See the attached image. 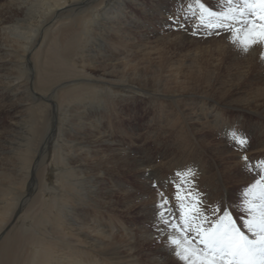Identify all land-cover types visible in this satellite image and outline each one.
<instances>
[{
	"label": "bare ground",
	"instance_id": "1",
	"mask_svg": "<svg viewBox=\"0 0 264 264\" xmlns=\"http://www.w3.org/2000/svg\"><path fill=\"white\" fill-rule=\"evenodd\" d=\"M220 1L225 6V13L239 17L238 10L243 6V0H232L231 4L227 0ZM129 6H136L138 10L144 8L139 0H8L0 4V102L13 98L15 105L11 110L22 108L29 113L27 116L33 115L36 120V117L42 118L41 114L46 110L44 120L41 122L38 118V127L36 120L27 127L22 115L18 114L9 123L12 132L18 134L16 138L22 137L26 143L22 150L5 151L7 157L17 159V166L13 178L8 172H1L9 182L6 184L7 195L0 199V264H146L137 256L157 237L156 205L160 200L156 193L149 195L143 192L149 190L151 159L142 155L143 159L137 155L126 157L130 163L123 168L116 165L113 170L118 171L113 179L111 175L112 184L108 187H102L104 184L101 183L104 169L98 171L101 168L95 166L92 170L96 172L91 175L83 173L87 168L83 163L86 155L95 156L99 166L105 163L109 167L113 162L124 161L121 160L124 157L114 155L115 148L111 146L114 141H110L108 151L103 148L109 142V134L96 128L98 123L94 125L95 118L99 117L97 113L102 108L106 110V104L112 105L116 97H135L142 93L150 94L152 97L148 98L154 101V95L161 92L160 96L176 103L175 108L184 123L203 119L206 120L204 123H209L211 119L207 120V117H216L215 121L220 122H210L209 125L224 126L226 131L230 129L222 122L226 109L243 110L241 101L231 98L230 93L220 96L206 93L205 88L214 86L215 79H209L205 85L201 84L203 79H192L186 83L178 80L179 88L169 94L128 84L125 74L132 64L124 52L130 38V22L134 19V14L128 13ZM230 8L237 9V12L229 13ZM167 11L168 6L161 3L160 12ZM248 14L246 12L245 17ZM252 54L249 70L258 63L262 65L258 50ZM159 62L162 75L164 61L161 59ZM91 69L97 70L98 76L90 75L88 70ZM258 90L260 92L255 91L256 95L250 102L245 101L252 106L250 112L256 116L255 125L251 128L252 134L257 136L253 146L264 148V89L261 86ZM180 91L189 95L194 104L190 113L187 111L188 119L175 99L181 95ZM168 124L176 127L174 130L171 128L172 132L178 131L181 139L184 138L181 122L169 120ZM185 124L182 131L189 132V124ZM236 128L232 127L231 134L240 133L243 127L240 130ZM31 138L36 140L34 148ZM8 144L16 146L15 142ZM217 152L215 154L220 156L226 154V164H231L227 152ZM41 165H44V171L42 178L37 179ZM205 167L197 165L199 175L200 171L208 170ZM127 172L142 186L141 192L136 189L128 191L125 178L120 177ZM116 177L119 180L114 182ZM258 197L263 201L260 195ZM133 200L138 202L129 206ZM134 209L141 212L148 229L141 227L135 231L128 219H122L129 217ZM159 227L163 229L161 235L171 232L163 224ZM157 238L156 241H160V236ZM156 250L167 253L161 243ZM250 254L252 264H264V244L259 243L256 254L253 250Z\"/></svg>",
	"mask_w": 264,
	"mask_h": 264
},
{
	"label": "rangeland",
	"instance_id": "2",
	"mask_svg": "<svg viewBox=\"0 0 264 264\" xmlns=\"http://www.w3.org/2000/svg\"><path fill=\"white\" fill-rule=\"evenodd\" d=\"M6 1L8 0H0V4ZM139 1L143 3L144 8L142 10H138L136 6L128 7V13H133L134 19L130 22V29H128L130 38L126 43V52H124L128 59H131L132 64V67H130L125 74L126 82L135 86H142L149 90H162L163 94H169L171 93L170 91L179 88L178 80L186 83V81L191 82L192 79H203L205 82L201 81V84L205 85L206 81H210L209 79H215L216 81L213 82L214 86L205 88L206 93L216 96H220V94L228 95L230 93L229 95H232L231 98L241 101L240 104H242L243 110L241 109L237 111L235 109H226V112H224L225 118H223L224 120H222V122H224V124L226 123L228 128L230 127L228 131H226L227 129L225 130L226 127L224 126H210V122L211 124L212 122H217L215 121L216 117H213V119L212 117H207V120L211 119V121H208L209 123H204V121H206L204 119L193 123L186 121L185 123L189 124L190 127L189 133L185 130L182 131L184 128L183 126L186 124L175 108L176 103L160 96L161 92H158L160 94L158 95L159 97L154 95L157 99H154V101H151L150 98H148V96L152 97L150 94L144 95L142 93H138L135 97H116L112 105L106 104V110L102 108L101 111L97 113L99 117L97 116L98 118H95L96 121L94 125L97 126L99 124L96 128L106 130V134H109V142L104 144L103 148H106L108 151L110 141H114V144L111 145L112 148H115L113 149L114 153H116L114 155L124 157L121 159L124 161L113 162L109 167L105 163L99 166L98 159L95 156L86 155L83 163L87 168L83 169V173L91 175L93 172H96V170H92L93 167L96 168L95 166L101 168H98V171H103L104 169V176H102L103 180L101 183L104 184L102 187H108V185L112 184V179L118 171L113 170L116 168V165L117 168H123L130 163V160L126 157L134 155L141 157L142 155V157L146 159L148 156V158L151 159V162H149L150 165L153 164V166H151L153 175L150 174L148 177L149 183L147 186L149 185V190H143V192L148 193L149 195L157 194V192L159 195H163L164 193L168 195H172L173 193L174 195V186L170 187L168 185L173 181L176 183L179 182L175 173L177 171H182V166L192 164L197 167V165L203 164V166L208 167V170H206V172L200 171V175L197 176L198 186L201 188V193L208 196L210 200L213 199V202L221 201L225 207H230L233 210L241 221L242 231H244L246 235H249L251 239L249 246L251 245V249L256 254L258 244L261 243L259 242L260 236L264 235V229H262L261 226V218L264 217V200L260 201L258 199L259 187H257V182L261 179L260 174L264 171V165H260L259 161L256 159L264 157V148L255 147V149L253 146L257 142V136L252 134L251 128L255 125L256 116L250 112L252 106L247 104L245 99L250 102L252 97H255L256 92H260V90H258L259 87L262 86L264 89V63H262V65L258 63L254 67L252 66L251 70H249L248 67H250V63L254 56L252 52L256 51H252L250 55L236 53L239 45H237L236 48L231 46L230 41L233 37H228L224 32H221L219 36L212 35L207 28L200 27V21L198 19L200 8L196 3V0ZM201 2L205 3L206 7L210 8L214 13H225V6L222 5L220 0H201ZM161 3L168 6L167 12H160ZM220 4L222 6H220ZM172 17H175L178 21L183 20L189 30L185 32L177 31L176 25L170 26L169 21ZM205 17L207 19V14H205ZM193 31H198L199 35H194ZM128 46L130 48H128ZM161 59L164 61V64L162 65V75L159 72V61ZM88 72L92 76H98L97 70L91 69L88 70ZM245 72V78L242 79ZM180 93L181 95H177L178 97L175 99L178 102V106H181L180 108L183 109V112L186 115L184 117L188 119L189 114H187V111L190 113L194 104H192L189 95L183 94L181 91ZM12 99L13 98H9L0 102V132L2 134H0V199L7 195L6 184L9 182L7 180L8 178L4 177L1 172H8L12 178L16 176L14 171H16L17 159L14 156L7 157L5 151H8V149H16L17 151L22 150L25 145L24 143H26L22 137H19L18 139L16 138L15 135L18 134L12 132L13 130H11L9 123L16 114L22 115V120L27 127L36 120L33 115H31V117L27 116L29 113H26L27 111L22 108L11 110L13 105H15L14 99L13 101ZM246 105H248V107ZM41 115L43 116L42 118L35 116L37 118L36 122H38V124H35L36 127L40 125V119L41 122L44 120L46 110ZM47 117H49V115ZM175 118H178L179 121ZM169 120L182 123L181 132L184 133L185 139H181V136H179L180 132L177 131L178 129H176V133L172 132L176 127H174L173 124H170V127L168 124ZM235 126L237 127L236 129H239L242 126L243 128H241V130L239 129V132L245 135L247 134L249 137L246 155L247 157L254 159L251 164L240 162V152L230 140V131H232V127ZM244 127L246 129L243 131ZM223 131L226 132L223 133ZM179 137L181 139H179L180 141L177 139ZM18 140H22V142H17ZM8 141L11 143L15 142L16 146H10ZM35 142L36 140L31 138L33 148L36 144ZM127 144L130 145L126 146ZM179 145H181V147ZM123 148L127 149V152L125 150V152L122 151ZM251 148H254L253 150L255 152ZM223 150L224 152H227L231 158L232 162L229 165L226 164L227 159L224 157L226 154H221V156L215 154L218 153L217 151L221 152ZM180 154L182 155L180 156ZM112 158L113 157H111V159ZM156 158L158 160H156ZM76 160L77 158L74 159V161ZM173 161L175 163H173ZM43 166L44 165H41L39 168L40 175L38 174L39 176H37V179L42 178V171H44ZM120 177L122 179L125 178L124 180L127 183V189H136L141 192L142 186L140 184L138 185L136 179L130 172L124 173V175ZM117 180H119V178L116 177L114 182H117ZM117 186L120 187V185ZM139 186L141 188H139ZM172 203L175 204L176 201L173 200ZM260 209L263 210L260 211ZM259 211L261 215L259 214ZM122 219H128L130 225L135 227V231H138L141 227L148 229L146 220L141 212L135 209L129 217L124 216ZM242 222H244V225ZM249 222H251L252 225L251 229H249ZM148 224L150 225L151 223L148 221ZM156 238L153 239L150 245L144 246L141 249V252L139 251L137 256L138 260H141L146 264H152L155 256L157 258L163 253L161 250H156V247L160 244V241H156ZM165 256H167V253H165ZM167 262V264H176L174 257H168Z\"/></svg>",
	"mask_w": 264,
	"mask_h": 264
},
{
	"label": "snow or ice",
	"instance_id": "3",
	"mask_svg": "<svg viewBox=\"0 0 264 264\" xmlns=\"http://www.w3.org/2000/svg\"><path fill=\"white\" fill-rule=\"evenodd\" d=\"M227 2L231 4L232 0ZM196 3L200 8V27L207 28L212 35L219 36L224 32L232 36L231 46L236 48L239 45L236 53L250 55L252 51L258 50V59L264 63V0H243L238 18L214 13L201 0H196ZM236 12L237 9H229V13ZM246 12H250L247 17ZM169 24L176 25L177 31L189 30L183 20L178 21L175 17H172ZM193 34L199 35V32L193 31ZM230 139L240 152L239 158L245 164H251L253 159L246 155L249 137L243 133H233ZM256 160L264 165V157ZM182 169L175 173L179 183L173 181L169 185L174 186V195H159L157 192L160 200L156 205L158 219L155 235L160 236V243L162 248L167 249V256L161 253L152 264H167L168 257H174L176 264H252L244 258L252 252L248 247L251 239L241 230L239 217L230 207H225L222 202H213L201 193L197 167L189 164ZM260 175L262 179L257 185L260 198L264 200V171ZM128 191L134 189L129 188ZM137 202L133 200L129 206ZM159 224L165 225L177 235L171 232L161 235L163 229ZM261 226L264 229V217L261 218ZM251 227L249 222V229ZM259 242L264 243V235L260 236Z\"/></svg>",
	"mask_w": 264,
	"mask_h": 264
}]
</instances>
